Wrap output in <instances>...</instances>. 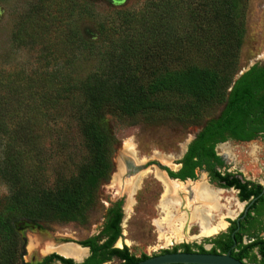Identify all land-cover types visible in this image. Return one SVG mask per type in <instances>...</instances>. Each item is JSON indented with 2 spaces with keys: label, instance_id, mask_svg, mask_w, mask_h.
<instances>
[{
  "label": "trees",
  "instance_id": "obj_1",
  "mask_svg": "<svg viewBox=\"0 0 264 264\" xmlns=\"http://www.w3.org/2000/svg\"><path fill=\"white\" fill-rule=\"evenodd\" d=\"M86 3L34 0L20 8L9 33L10 47L45 44L48 57L56 52L69 57L80 43L75 23ZM242 8L243 0H144L137 10H118L109 24H100L105 58L99 70L78 85L39 74H0V181L7 189L0 197V264H25L22 223L38 228L56 221H85L86 211L96 204L98 186L108 180L112 169V147L117 142L105 127L107 118L136 123L142 117L154 123L157 115L175 112L179 123L199 126V131L177 161L179 169L166 171L169 178L195 180V170H203L209 184L235 190L239 202L248 204L259 194L264 186L228 171L214 150L227 140L247 142L259 136L264 141V62L253 63L233 81L244 34ZM186 52H193L202 66L193 57L190 63H180L176 55L180 60ZM61 93L71 104L70 117L88 161L77 167L74 178L47 186L38 171L37 124ZM183 96H191L192 102L180 101ZM216 107L218 114L206 117V111ZM121 218L119 198L104 209L99 233L78 242L88 249L80 263L50 253L35 264L53 260L102 264L106 257H115L117 264H133L145 259L130 255L125 246L112 247L120 235ZM228 224L226 232L205 240L209 250L198 245L196 252L229 250L244 264H264V238L259 236L264 232V192L238 221L231 249L235 222ZM243 237L248 238L246 243ZM178 247L191 252L181 244L161 253Z\"/></svg>",
  "mask_w": 264,
  "mask_h": 264
},
{
  "label": "rangeland",
  "instance_id": "obj_2",
  "mask_svg": "<svg viewBox=\"0 0 264 264\" xmlns=\"http://www.w3.org/2000/svg\"><path fill=\"white\" fill-rule=\"evenodd\" d=\"M33 1L0 0V74H39L52 77L55 81L65 80L78 85L86 76L97 72L105 58V45L98 33L100 24H109L118 10H137L144 0H86L85 11L75 23L80 43L74 45L69 57L62 52L48 57L45 44L17 50L10 47L9 33L13 18L20 8ZM242 9L244 34L237 71L250 64L264 62V0H243ZM179 56L176 55L180 63H190L193 57L198 60V66H202L193 52L184 53L180 60ZM172 65L176 66L174 63ZM56 98L49 113L41 117L36 132L38 171L47 186L74 178L77 167L88 161L86 146L70 117L71 104L66 93ZM178 98H175V102H192L191 96ZM219 110L220 107L207 110L206 117L216 116ZM156 118L154 123L144 122L142 117H138L136 123L125 119L119 122L112 118L105 120V127L115 134L117 143L112 147L109 178L96 190L95 206L86 211V219L82 222L80 219L56 221L38 228L22 223V259L25 264H34L59 249L80 248L79 241L99 233L104 209L119 198L122 199V208L126 205V210L125 215L122 213L119 225L120 235L112 247L120 249L125 246L129 254L136 258L156 255L181 244L188 245L191 251H196L198 245L209 250L211 245L205 240L226 232L228 220H234L246 202L237 200L235 190L218 189L209 184L202 171L196 172L194 181L176 182L181 185L178 188L173 186L167 194L159 176L161 169L176 167L175 163L184 145L198 131L199 126L179 123L175 112L157 115ZM214 150L223 157L228 171L239 172L243 178L264 186V141L259 136L247 142L227 140L216 145ZM125 161H131L136 167L135 171L128 172L124 166ZM194 184H204L212 192L213 198L198 199L196 192L185 191L184 187L191 190ZM6 192L5 185L0 181V197ZM195 206L200 209L199 213L193 215L190 210ZM219 223L224 225L216 234H203L202 224L217 226ZM259 236L264 238V232ZM242 241L246 243L248 238L243 237ZM67 244H70L69 247L64 246ZM83 248L86 251L81 259H69L80 263L88 255V249ZM180 250L178 247L177 251ZM118 262L115 257H106L102 264Z\"/></svg>",
  "mask_w": 264,
  "mask_h": 264
},
{
  "label": "water",
  "instance_id": "obj_3",
  "mask_svg": "<svg viewBox=\"0 0 264 264\" xmlns=\"http://www.w3.org/2000/svg\"><path fill=\"white\" fill-rule=\"evenodd\" d=\"M251 65L252 64L248 65L247 67H245L242 70H239L235 74V76L233 77V81H235ZM198 131H199V129H198ZM194 135L191 136L187 140L186 144L194 137ZM186 144L184 145V150H185ZM184 150H183V152H184ZM124 166H125V169L128 172H130V171L133 172L136 169V167L132 164L131 161H125L124 162ZM177 167H178V165H176V167L174 169H177ZM161 174L167 180L175 181V182H183V181H179L177 179L169 178L166 175V173L163 172V171H162ZM185 181H192V180L187 179ZM218 189H220V188H218ZM263 192H264V187L262 188V190L259 192V194L256 197L251 198L250 201L248 202V204H245L243 206V208H242V210L240 212L241 215L240 216L238 215L234 219L235 229L233 230V232L230 233V238H231V241H232V245L230 246V249L234 246L233 233L235 231H237V229H238V221L244 216V214H245V212L247 210V207L258 196H260ZM81 248H83V247H81ZM57 255H59V254H57ZM59 256H61V255H59ZM61 257H63V256H61ZM63 258H65V257H63ZM133 264H244V262L239 261V260L233 258L232 256H230L229 250H227L225 253H222V254L221 253H200V252H196V251H191V252L175 251V252H168V253H159V254H156V255L148 256L145 259L137 261V262H135Z\"/></svg>",
  "mask_w": 264,
  "mask_h": 264
},
{
  "label": "bare ground",
  "instance_id": "obj_4",
  "mask_svg": "<svg viewBox=\"0 0 264 264\" xmlns=\"http://www.w3.org/2000/svg\"><path fill=\"white\" fill-rule=\"evenodd\" d=\"M161 178V177H160ZM162 179V183L164 184L163 186L166 187V193L168 194L169 191H171L172 189V185L166 181L164 178H161ZM160 179V180H161ZM181 188V187H180ZM197 197L198 199L200 198H206V199H212L213 198V194L210 190H208L204 184H200L197 188ZM202 202V201H201ZM200 206V205H199ZM199 206H195L193 209H192V214L193 215H196L197 213H199V209L200 207ZM226 224V223H225ZM224 224L222 223H219L217 226H212V225H203L202 224V232L204 235L206 236H211L213 234H216L222 227H223ZM69 247V246H68ZM71 248V247H70ZM72 249V248H71ZM86 250L85 248H82L81 247H77L73 250H66V249H59L57 251V253L61 254L63 257H70V258H73L75 261L76 260H79L81 259V257L84 255L85 251Z\"/></svg>",
  "mask_w": 264,
  "mask_h": 264
},
{
  "label": "flooded vegetation",
  "instance_id": "obj_5",
  "mask_svg": "<svg viewBox=\"0 0 264 264\" xmlns=\"http://www.w3.org/2000/svg\"><path fill=\"white\" fill-rule=\"evenodd\" d=\"M226 142V141H225ZM224 143V142H223ZM219 144H222V143H219ZM216 145H218V144H216ZM216 145H215V147H216ZM214 147V148H215ZM220 156V155H219ZM181 157V156H180ZM221 157V156H220ZM223 157H221V159H222ZM180 159V158H179ZM178 159V160H179ZM177 160V161H178ZM223 160V159H222ZM176 161V165H178V167H177V169H170V168H167V167H163L161 170L163 171V172H165L166 173V171L168 170V171H171V172H176L178 169H179V167H180V164L178 163ZM223 164H224V161H223ZM225 165V164H224ZM198 171H202L204 174H205V176H206V178H207V174L203 171V170H195V175H196V172H198ZM159 175V174H158ZM166 175H167V173H166ZM161 178H164L161 174L159 175ZM160 178V179H161ZM166 181H168L171 185H172V187L174 186V188H178L179 187V185H181V183H176L175 181H170V180H167L166 178H164ZM162 180V179H161ZM185 180H187V179H185ZM185 180H183V181H185ZM192 181H194V180H192ZM205 184V183H204ZM206 185V184H205ZM193 187L191 188V190H190V188L189 187H184L185 188V191L186 192H188V193H194V192H196L197 193V188H198V185L197 186H195V184L194 185H192ZM207 186V185H206ZM209 188V187H208ZM130 189V188H129ZM195 193V194H196ZM126 205L124 204V206H123V208H122V213L125 215V210H126V207H125ZM194 207H192L191 208V210L190 211H192V209H193ZM70 244H67V245H64V246H69ZM82 249V248H81ZM86 251V250H85ZM55 252V251H54ZM55 253H57V252H55ZM50 254V253H49ZM57 254H59V253H57ZM59 255H61V254H59ZM62 256V255H61ZM67 258H70V257H67ZM72 260H74L73 258H71ZM75 261V260H74ZM39 262V261H38ZM51 262H55V263H57V264H60L58 261H55V260H53V261H51ZM50 262V263H51ZM35 263H37V262H35ZM34 263V264H35ZM48 264V263H47Z\"/></svg>",
  "mask_w": 264,
  "mask_h": 264
}]
</instances>
